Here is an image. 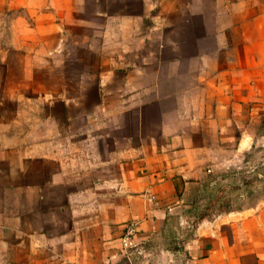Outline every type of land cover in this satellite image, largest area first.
<instances>
[{"label":"crops","instance_id":"1","mask_svg":"<svg viewBox=\"0 0 264 264\" xmlns=\"http://www.w3.org/2000/svg\"><path fill=\"white\" fill-rule=\"evenodd\" d=\"M263 150L264 0H0V264H264Z\"/></svg>","mask_w":264,"mask_h":264},{"label":"rangeland","instance_id":"2","mask_svg":"<svg viewBox=\"0 0 264 264\" xmlns=\"http://www.w3.org/2000/svg\"><path fill=\"white\" fill-rule=\"evenodd\" d=\"M263 160L264 150L261 151L254 160H252L247 172L238 173L236 175L230 173L226 176L223 180L224 185H220L221 188H226V192L222 195V199L219 203H214L215 201L208 198L210 197V193L206 191H199V193H197L195 188H191L188 198H195L196 207L194 208V213L198 216L192 219V223L194 224L198 221V219H202V217L213 219L215 217L214 215L222 210L248 207L249 205L258 203L262 197H264V183L253 178V182L250 183L249 186H246L242 183V180H251L254 172L251 169L253 168L252 166ZM251 189L252 191H250Z\"/></svg>","mask_w":264,"mask_h":264},{"label":"built area","instance_id":"3","mask_svg":"<svg viewBox=\"0 0 264 264\" xmlns=\"http://www.w3.org/2000/svg\"><path fill=\"white\" fill-rule=\"evenodd\" d=\"M139 223L137 220H130L126 223L124 232L121 235V247L124 254L129 258L145 256V248L137 239Z\"/></svg>","mask_w":264,"mask_h":264},{"label":"trees","instance_id":"4","mask_svg":"<svg viewBox=\"0 0 264 264\" xmlns=\"http://www.w3.org/2000/svg\"><path fill=\"white\" fill-rule=\"evenodd\" d=\"M252 171L253 172V176H252V179L251 180H247V179H243L242 183L245 184L246 186H249L250 183H252L253 181V178L261 181L264 183V160L263 161H260L258 162L253 168H252ZM252 191V189L250 190ZM222 199V196H219L218 199H217V202L219 203ZM238 208H241V207H238Z\"/></svg>","mask_w":264,"mask_h":264}]
</instances>
